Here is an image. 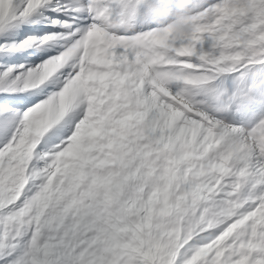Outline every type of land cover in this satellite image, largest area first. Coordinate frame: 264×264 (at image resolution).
<instances>
[{
	"label": "snow or ice",
	"instance_id": "obj_1",
	"mask_svg": "<svg viewBox=\"0 0 264 264\" xmlns=\"http://www.w3.org/2000/svg\"><path fill=\"white\" fill-rule=\"evenodd\" d=\"M28 49L0 264H264V0H0V55Z\"/></svg>",
	"mask_w": 264,
	"mask_h": 264
},
{
	"label": "rangeland",
	"instance_id": "obj_2",
	"mask_svg": "<svg viewBox=\"0 0 264 264\" xmlns=\"http://www.w3.org/2000/svg\"><path fill=\"white\" fill-rule=\"evenodd\" d=\"M47 26L48 27L45 28L44 26H42L41 23L33 24V25H25V27L21 29V33H22V31H24V34H29V33L33 34L34 33L33 35H42V34H40V32H42L44 30H50L51 29V26H49V25H47ZM15 38L16 39H22L23 36L17 35ZM30 51L33 52V54H34L33 49H28L25 52H17V53L10 55V56L0 55V63H5V64H7V63H26V66H27V64L39 63L38 60H40L42 58H46V56L49 55V53H50V52H47V53L40 52L36 56H34V58L32 55V59H30V58L25 59L26 57L29 56V54L31 55V53H29ZM52 54H54V53H52Z\"/></svg>",
	"mask_w": 264,
	"mask_h": 264
},
{
	"label": "bare ground",
	"instance_id": "obj_3",
	"mask_svg": "<svg viewBox=\"0 0 264 264\" xmlns=\"http://www.w3.org/2000/svg\"><path fill=\"white\" fill-rule=\"evenodd\" d=\"M47 27H48V26L46 25L45 28H47ZM40 30H41V29H40ZM59 30H60V29H58V28H52V27H51L50 30H44V31L40 32V34L43 35V33H44L45 31H59ZM22 33H24V31H22ZM49 52H50V53H49V55H50V54L54 53V50H51V51H49ZM30 57H32V55L29 54V58H30Z\"/></svg>",
	"mask_w": 264,
	"mask_h": 264
}]
</instances>
